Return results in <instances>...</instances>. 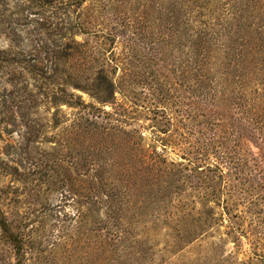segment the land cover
<instances>
[{
  "label": "rangeland",
  "instance_id": "374dc122",
  "mask_svg": "<svg viewBox=\"0 0 264 264\" xmlns=\"http://www.w3.org/2000/svg\"><path fill=\"white\" fill-rule=\"evenodd\" d=\"M41 6L0 0V209L24 235V264H104L99 235L105 208L100 216L95 212L100 186L126 203L124 214L136 223L130 229L132 244L149 250L147 263L264 264V181L244 185L238 210L230 216L210 204L218 221L207 231L193 229L189 244L185 228L162 223L164 217L152 223V210L144 208L149 195L131 177L126 133L142 134L146 149L156 146L161 152L154 135L165 120L149 108L177 109L181 62L175 43L168 47L163 36L140 39L126 22L108 21V30L122 33L117 52L130 53L133 71L130 76L117 72L123 93H116L115 104L101 106L81 89L91 78L84 57L51 53L48 30L63 11L46 2ZM75 40L94 50L101 47L93 34H78ZM69 97L93 108L62 103ZM97 109L104 112L101 118ZM247 148L260 157L256 148ZM16 262L0 231V264Z\"/></svg>",
  "mask_w": 264,
  "mask_h": 264
},
{
  "label": "trees",
  "instance_id": "16d2710c",
  "mask_svg": "<svg viewBox=\"0 0 264 264\" xmlns=\"http://www.w3.org/2000/svg\"><path fill=\"white\" fill-rule=\"evenodd\" d=\"M28 2L40 8L44 2L50 3L63 11L64 16L48 30L51 53L58 58L84 57L91 66L86 69L91 78L90 84L81 89L101 106L115 104L116 93H123L115 78L117 72L130 76L133 71L130 53L117 52L122 33L108 30V21L126 22L140 39L163 36L168 47L175 43L181 62L177 109L149 108L160 112L165 120L164 128L157 131L159 135H154L162 151L156 146L146 149L142 134L126 133L133 157L131 177L134 182L138 179L141 190L149 195L144 208L152 210V223L164 217L162 223L169 220L174 223L172 228H185L192 244L193 229L207 231L218 221L210 204L222 206L225 215L230 216L232 210H238L244 185L264 181V0ZM86 3H90L88 8ZM77 12L79 15L73 19ZM78 34H93L101 47L94 50L87 43H78ZM134 76L143 77L140 73ZM71 97L62 103L93 108L73 102ZM101 113L97 109L99 118ZM99 129L105 133V129ZM248 144L259 151L260 157L247 148ZM99 189L95 212L100 216L105 208L99 235L100 261L153 264L146 262L149 250L143 252L132 244L130 229L136 223L134 218L127 220L126 203L102 192L101 186ZM174 207L176 211H171ZM0 231L15 253L16 264H24V235L1 209Z\"/></svg>",
  "mask_w": 264,
  "mask_h": 264
}]
</instances>
